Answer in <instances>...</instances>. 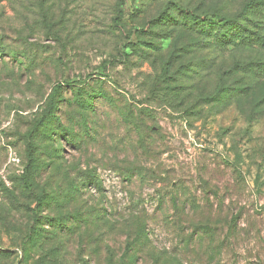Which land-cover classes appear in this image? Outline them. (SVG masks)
<instances>
[{"label": "rangeland", "instance_id": "1", "mask_svg": "<svg viewBox=\"0 0 264 264\" xmlns=\"http://www.w3.org/2000/svg\"><path fill=\"white\" fill-rule=\"evenodd\" d=\"M244 7L264 38V0H0V264H264V80L230 72L264 50L195 31Z\"/></svg>", "mask_w": 264, "mask_h": 264}, {"label": "trees", "instance_id": "2", "mask_svg": "<svg viewBox=\"0 0 264 264\" xmlns=\"http://www.w3.org/2000/svg\"><path fill=\"white\" fill-rule=\"evenodd\" d=\"M246 12V8L244 7L239 14L237 15H233L230 17H225V16H219V15H215V14H202L201 16H199L196 20H198V22H201V27H200V31L195 29L196 33H198L200 35V41L204 42V40L208 39L209 42L215 46V48H217L220 51H223L224 48L228 49V50H239L241 48L244 49H255V50H264V38L261 36L259 37L256 34L255 26L253 25V23L251 21H249V25L252 26V28H254L252 31H246L244 30L245 27L240 25V22L242 20V17L244 16ZM208 19H212L214 20L213 22H218L220 24H225V27H230L232 26V28L234 29V31L228 35V36H224V38H228L227 41L225 43H214L213 41L210 40V35L208 34V29L203 27ZM219 25V24H218ZM208 27V26H207ZM237 30V31H235ZM241 32H244L245 34H242ZM205 37V39H204ZM231 74L235 75V74H244V76H246V74L248 76H251L253 78H251V80L255 81L256 83H258V81H262L264 80V63L261 62H252V63H243V64H234L231 69H230ZM224 75L226 73H223ZM224 75L222 76V74H220V76L218 77V83L217 86L215 88L214 91V95H215V99L214 102H222L224 101L225 98L227 97H234L237 96L238 94L242 95H249L251 94V90L252 88H255V86L253 84L248 83L247 81L244 82H238V81H227L226 83L224 82V79H222L224 77ZM247 79V76L245 77ZM248 79H250L248 77ZM221 80V81H220ZM220 81V82H219ZM64 83L69 85L71 82L68 79L64 80ZM61 88V85H57L56 89H54V94L55 92H58V89ZM53 94V95H54ZM224 96V97H222ZM55 110H56V106L55 103L53 102H49L47 110L45 111L44 117L49 121H57V117L55 115ZM30 167H31V161H29V164L27 165V167L24 169V175H23V180L24 182L28 185V179L27 176L30 172Z\"/></svg>", "mask_w": 264, "mask_h": 264}]
</instances>
